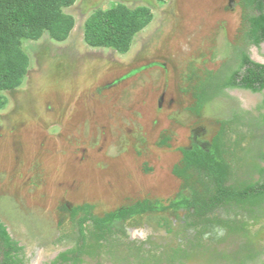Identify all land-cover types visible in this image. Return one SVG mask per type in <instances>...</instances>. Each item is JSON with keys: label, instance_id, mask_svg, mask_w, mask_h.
I'll return each instance as SVG.
<instances>
[{"label": "rangeland", "instance_id": "obj_1", "mask_svg": "<svg viewBox=\"0 0 264 264\" xmlns=\"http://www.w3.org/2000/svg\"><path fill=\"white\" fill-rule=\"evenodd\" d=\"M114 2L153 14L122 55L83 40L89 14ZM64 12L75 20L69 37L56 43L45 34L24 42L31 58L24 82L0 94V221L26 264H46L75 247L82 217L91 228L148 203L155 209L105 222L116 246L102 259L123 264L129 256H158L170 264L172 255L187 258L176 236L183 212L169 205L183 184L202 193L206 178L194 169L186 179L175 176L180 149L194 140L210 149L218 136L220 158L235 167L244 152L233 147L244 135L249 139L259 115L262 94L233 90L204 104L194 96L209 74L232 62L244 9L230 8L228 0H77ZM249 48L253 59L264 61V44ZM236 169L234 177H246L247 166ZM124 227L134 230V242L119 232L125 234ZM260 227L264 216L250 236ZM146 233L148 251L135 243ZM260 244L264 257V237ZM193 260L185 264L203 262Z\"/></svg>", "mask_w": 264, "mask_h": 264}, {"label": "trees", "instance_id": "obj_2", "mask_svg": "<svg viewBox=\"0 0 264 264\" xmlns=\"http://www.w3.org/2000/svg\"><path fill=\"white\" fill-rule=\"evenodd\" d=\"M76 1L0 0V94L17 90L24 82L31 62L23 46L24 42L38 41L45 34L56 43H62L69 37L75 27V20L64 9L72 7ZM238 5L244 9V28L238 45L232 49L233 60L226 63L219 74H209L199 83L194 96L200 104H204L216 96L226 95V89L262 94L259 115L251 121V126L255 124V128L250 130L249 139L244 135L235 143L233 149L244 152L237 158L241 163L235 164V167L220 158L221 150L216 136L208 152L196 146L192 149L181 148L182 168L175 171V176L186 179L191 169L203 171L206 179L201 183L205 190L202 193L195 192L193 201L183 200L181 203L188 208H195L196 217H205L207 220H203V224L214 221L221 224L227 230V236L241 242V245L243 243L247 251L244 255L252 257L263 253L260 249L255 252L252 250L257 241L260 242L264 237L262 227L254 237L249 234L250 229L260 224L264 216V64L251 60L247 47H259L264 43V0H239ZM152 20V11L146 6L130 8L114 2L107 8H97L89 14L83 23V40L89 48L108 49L122 55L131 49L136 35ZM243 142L247 144L246 147L241 146ZM244 166L248 167L244 172L246 177H234L236 167L244 169ZM186 187L190 188L186 184L181 186L183 189ZM177 205L171 203L169 206L177 212ZM139 206L141 209L138 212L155 209L148 203ZM222 206L236 215L238 212L246 214L251 224L236 219L221 220L218 217L210 221L206 215ZM126 213L123 210L118 217L125 218ZM182 217L192 218L188 212L183 213ZM88 219L84 216L77 221L79 235L75 247L60 252L48 264H85L86 257L95 259V264H101V255L116 246L111 240L112 228L104 225L105 220L94 221L91 228H85ZM21 253L22 247L0 221V264H26L20 257Z\"/></svg>", "mask_w": 264, "mask_h": 264}, {"label": "flooded vegetation", "instance_id": "obj_3", "mask_svg": "<svg viewBox=\"0 0 264 264\" xmlns=\"http://www.w3.org/2000/svg\"><path fill=\"white\" fill-rule=\"evenodd\" d=\"M228 6L230 8H234V7H238L239 5L234 0H228ZM263 44L264 43H262L259 47H255V46H249V47L261 48ZM249 47H247V50H248V55L250 59L253 60L254 62L264 64V61L262 62V61L253 59L251 57V54L253 53ZM233 90H239V89H226L225 93H227L228 91H233ZM240 91H246V90H240ZM252 127L255 128V124ZM241 145L243 146L244 144H241ZM246 145L247 144L245 143V146L243 147H246ZM193 146H196L198 149L203 150L205 152L209 151L208 149L209 144L206 145L205 143H202L201 141H198V140L196 141L194 140L192 147H189V148L187 147V148L192 149L194 148ZM194 195H195L194 192L190 188L186 187L183 190H180V189L179 191L177 190L176 197L172 201V204H175V203L179 204L177 205L178 209L176 208L178 210L177 212H183V213L188 212V215H191L192 218L182 217L185 220L181 219L180 225H178L183 230L181 232L182 238L181 236L176 235L179 237L178 240L181 243L180 246L183 249H185L184 252L188 254V256L187 258H184L182 256L180 257V256L172 255L173 261L170 264H185L186 262H189L190 260L197 262V260H193V259H198V258L199 259L203 258L202 264H263L264 263V257H261L262 254L261 255L254 254L252 257L248 255H244V253L247 254V251H246V248L243 246V243L241 245V242L234 240L231 236H227L228 232L221 224L216 223L215 221L209 222L208 224L207 223L203 224V220H207L205 219V217H201V216L196 217L195 208L193 207L188 208L184 205V203L183 204L181 203V201L183 200L193 201ZM158 209H160V207H158ZM129 210L130 208L124 209V211H126L127 214H130V215L132 213L138 214V213L147 211L146 209L145 211L130 213L131 211ZM121 211H117L113 214H110L108 218H110L111 216V219L107 218L108 219L107 222L111 220H120V222H124V218L118 217ZM136 211H139V209H137ZM226 211L228 214H226ZM226 211H225V208L222 206V207L213 209L212 210L213 213H209L206 216L210 221H212L215 219L213 214L218 213V218L221 220L230 219L233 221L236 219V220H241L242 222L251 223V221H249V219L246 217V214H244L245 219L244 218L241 219V215H240L241 212H238L237 213L238 215H236L232 210H226ZM105 222H104V225L109 227V224H106L107 222L106 223ZM124 229H125V234H123L124 232L122 230H120L119 232L122 233V235L127 234L128 239L132 241L133 240L132 235L135 234L133 233L134 230L126 228V227H124ZM146 231H148L147 228L145 229V232ZM148 235L149 234L146 233L144 236V239L140 238L139 239L140 241L135 242L141 247H143L146 251H148V248H147ZM111 237H115L114 234H112ZM106 243L107 242H105V244ZM253 244H256V243H253ZM260 245H261L260 242L257 241V244L255 245L254 250L252 251L255 252L258 249H260L261 248ZM157 257L158 256H155L153 257V259H135V258L131 259V257L129 256L130 259H124L122 263L123 264H160L161 263L160 260L163 261V259H158ZM86 258L84 259L85 264H95L96 262L95 259H89V258L86 259ZM114 260H118V259H114ZM100 261H101V264H108V262L105 263L103 259H100ZM117 263L119 262H113V263L110 262V264H117Z\"/></svg>", "mask_w": 264, "mask_h": 264}]
</instances>
